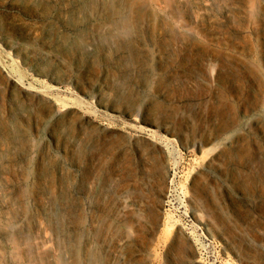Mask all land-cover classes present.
I'll return each instance as SVG.
<instances>
[{
    "label": "rangeland",
    "instance_id": "obj_1",
    "mask_svg": "<svg viewBox=\"0 0 264 264\" xmlns=\"http://www.w3.org/2000/svg\"><path fill=\"white\" fill-rule=\"evenodd\" d=\"M11 226L42 264H264V0H0Z\"/></svg>",
    "mask_w": 264,
    "mask_h": 264
},
{
    "label": "bare ground",
    "instance_id": "obj_2",
    "mask_svg": "<svg viewBox=\"0 0 264 264\" xmlns=\"http://www.w3.org/2000/svg\"><path fill=\"white\" fill-rule=\"evenodd\" d=\"M128 13L125 11L120 12L118 17L122 19L121 21L127 18ZM123 30L124 27L121 26ZM12 225L9 224L8 227ZM19 234L15 233L12 226L9 231L6 232V240L11 245V249L7 253L0 252V264H42L41 256H35V248L30 243V239L28 237L19 238ZM23 246L24 249L23 250ZM91 259L97 264L99 261L98 257L95 255H89ZM78 264H87L81 261V257L78 256ZM59 262L62 261V257L59 256ZM54 264V263H53Z\"/></svg>",
    "mask_w": 264,
    "mask_h": 264
}]
</instances>
